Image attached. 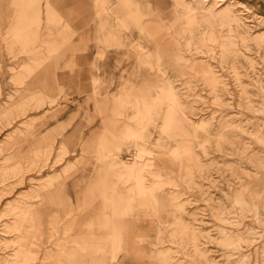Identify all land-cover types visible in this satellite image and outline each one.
<instances>
[{"label": "rangeland", "instance_id": "obj_1", "mask_svg": "<svg viewBox=\"0 0 264 264\" xmlns=\"http://www.w3.org/2000/svg\"><path fill=\"white\" fill-rule=\"evenodd\" d=\"M35 1L0 0V264H61L48 238L109 234L95 155L149 211L117 264H264V0H172L159 101L118 117L148 71L97 50L93 0Z\"/></svg>", "mask_w": 264, "mask_h": 264}, {"label": "crops", "instance_id": "obj_2", "mask_svg": "<svg viewBox=\"0 0 264 264\" xmlns=\"http://www.w3.org/2000/svg\"><path fill=\"white\" fill-rule=\"evenodd\" d=\"M38 1L36 0L35 2ZM171 1L93 0L96 16L97 50H109L111 48L120 50L122 47L129 46L130 54L134 58V70L138 69L139 71L144 68V70L148 71L143 77V85L146 87L142 88L139 93H126L115 97L114 108H116V111L113 110V117L119 116L118 114L122 112L121 108L123 104H141L159 101L157 97L164 85L155 59L157 56L164 57L165 51L171 50L168 35L174 32L177 28V23L181 19L179 10H177L176 16L170 14L169 9L175 7L174 0L171 5L173 7L170 6ZM85 3L83 1L82 4L85 5ZM50 10L55 13L54 10ZM38 12L40 15L38 21L41 22V9ZM135 30L138 32L137 39L134 38L133 31ZM129 31L131 32L130 37L127 35ZM31 37L34 36L32 35ZM40 37L45 38V35H41ZM149 57H152V63L149 62ZM168 61L170 62V58ZM98 82L97 78L93 80L95 86L98 85ZM135 107L133 106V108ZM135 115L136 110H133L132 117ZM55 132H57V135L62 133L61 131ZM54 135V133H50L48 139L50 137L51 140L56 139ZM103 135H106V131L101 136ZM95 157L103 164V167L98 170L99 178L98 183L95 184V188L106 193L103 199L105 211L100 218L99 224L101 226L99 230L108 229L109 234L104 236L87 233L79 237V240H69L70 234L68 232L72 230V226H68L65 230L69 236L66 240L61 238L60 244L59 240L53 242L48 238V243H51L52 246L59 245L62 248H67L63 250L64 252L62 251L61 264H79L81 260L85 262L88 256H91L94 263H96L98 260H104L99 255H108L107 253L111 250V264L116 263L119 253L122 251L129 252L130 242L124 223L131 217L139 220L141 215L146 217L149 214L148 209L144 208L145 202L140 197L135 196V202H132V188L129 185H124L123 180L112 178L107 173L106 165L103 161L96 155ZM111 189H113L112 192ZM112 218H116L117 221L112 223ZM90 228H93V225H90ZM50 230H55L59 233L60 229L51 228ZM114 234L117 235L116 239L112 238ZM48 247L50 246L48 245ZM75 247H80L86 254H83L81 250H75ZM79 257L83 259L80 260Z\"/></svg>", "mask_w": 264, "mask_h": 264}, {"label": "bare ground", "instance_id": "obj_3", "mask_svg": "<svg viewBox=\"0 0 264 264\" xmlns=\"http://www.w3.org/2000/svg\"><path fill=\"white\" fill-rule=\"evenodd\" d=\"M188 9H189V8H188ZM191 9H192V8H191ZM191 11H192V10H191ZM191 11H190V12H191ZM188 19H189V18H188Z\"/></svg>", "mask_w": 264, "mask_h": 264}]
</instances>
